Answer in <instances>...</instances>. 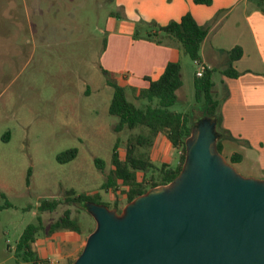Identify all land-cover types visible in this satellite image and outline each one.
Masks as SVG:
<instances>
[{
    "label": "rangeland",
    "instance_id": "obj_1",
    "mask_svg": "<svg viewBox=\"0 0 264 264\" xmlns=\"http://www.w3.org/2000/svg\"><path fill=\"white\" fill-rule=\"evenodd\" d=\"M137 4L135 0H0V193L11 205L0 211V264H17L14 250L28 225L40 217L47 227L66 209L80 222L79 249L84 246L87 230L95 224L84 207L62 201L54 211L41 213L42 201L61 200L64 191L73 189L76 195L99 192L101 202L111 208L112 188L99 191L112 169L117 137L113 128L118 120L108 114L113 89L106 79L118 78L120 85H127L133 69L122 63L118 69L104 60L111 62L121 37L147 41L152 25L140 16ZM136 32L139 36L133 38ZM127 47L132 51L130 43ZM122 49L125 58L129 50L125 45ZM178 62L183 86L171 110L191 111L198 121L202 113L194 103L192 83L197 67L183 53ZM217 79L215 73L213 81L218 83ZM127 100L137 107L146 104L135 101L130 91ZM125 137L119 135L122 142ZM157 142L156 152L161 149L164 156L153 154L154 163L174 164V150L165 141ZM69 149L77 150L76 157L59 163L57 156ZM118 152L123 155V145ZM94 159L103 162L101 169ZM120 189L118 182L117 195ZM72 236L77 237L67 231L55 234L54 249L61 251ZM32 248L36 250V244Z\"/></svg>",
    "mask_w": 264,
    "mask_h": 264
},
{
    "label": "water",
    "instance_id": "obj_2",
    "mask_svg": "<svg viewBox=\"0 0 264 264\" xmlns=\"http://www.w3.org/2000/svg\"><path fill=\"white\" fill-rule=\"evenodd\" d=\"M214 121L185 140L179 174L124 205L88 202L95 223L72 264H264V179L217 150Z\"/></svg>",
    "mask_w": 264,
    "mask_h": 264
},
{
    "label": "trees",
    "instance_id": "obj_3",
    "mask_svg": "<svg viewBox=\"0 0 264 264\" xmlns=\"http://www.w3.org/2000/svg\"><path fill=\"white\" fill-rule=\"evenodd\" d=\"M194 2L196 4H210V0H194ZM256 2L257 6L264 11V0H256ZM150 24L152 28L146 34L145 40L158 46L177 49L192 62H201L200 47L207 37L209 30L207 26H199L188 13L183 15L179 21H171L165 26ZM138 36L136 32L132 37L137 38ZM227 55L228 65L222 75L237 78L239 73L232 69V63L240 58L241 50L239 47H235L228 51ZM203 69L201 77H196L195 74L193 77L194 103L200 107L202 113L201 119L198 121H194V114L191 111L184 113L171 110V107L178 102L176 92L183 86L179 62L168 63L156 79L145 77L148 86L139 90L127 85H120L118 79H106V84L113 89L108 114L116 117L118 121L113 128L117 137L111 154L112 169L99 191L108 192L112 188L115 200L110 209L116 210L117 214H120L124 205L134 198L153 187L170 183L179 174L185 158V140L196 122L202 119L214 121L218 135L216 145L220 154V141L222 139L235 140L221 128L220 106L224 96L220 97L213 90L212 74L214 70L205 65H203ZM101 73L107 76V72L104 70H101ZM127 91L132 93L135 101H145L146 104L137 107L129 102ZM120 134L126 135L124 142L120 140ZM158 136H163L174 150L176 155L174 164L170 165L164 162L156 164L152 160ZM120 145H123L122 156L118 152ZM76 155V149H69L59 154L57 161L61 164L67 163L73 160ZM240 160V155L233 154L229 162L234 164ZM94 163L98 169L103 167V162L99 159H94ZM118 182L121 189L117 195L115 186ZM0 198L3 200L0 204V211L11 207L4 194L0 193ZM62 201L66 204H79L84 207L85 211L88 202L105 205L100 200L99 192L89 195H76L73 189H69L64 191L61 200L42 201L39 210L41 213L52 212L57 209ZM78 224L80 222L71 216L69 209H66L60 218L47 227L43 225L39 217L36 224H30L24 229L16 244L14 255L17 264H47L32 249V244L37 237L39 235L49 237L64 231L81 235L82 232ZM93 230L94 228L89 229L88 234ZM82 248L77 252L74 259L68 261V264L74 262Z\"/></svg>",
    "mask_w": 264,
    "mask_h": 264
},
{
    "label": "crops",
    "instance_id": "obj_4",
    "mask_svg": "<svg viewBox=\"0 0 264 264\" xmlns=\"http://www.w3.org/2000/svg\"><path fill=\"white\" fill-rule=\"evenodd\" d=\"M135 1L140 16L148 23L165 26L188 13L199 26L208 27L207 37L200 47L201 63L214 70L212 81L218 73V83L213 81V90L220 97L224 96L220 106L221 128L235 139L220 141L221 154L228 163L233 154L240 155V162L230 163L235 170L244 177L264 179V11L257 6L256 0H210L209 5L196 4L194 0ZM121 38L111 62L107 58L104 63L118 69L119 63L130 65L133 72L127 86L136 90L148 86L145 77L156 79L168 63L179 61L181 53L177 49L144 40L134 42L131 37ZM124 45L129 50L125 58ZM235 47L240 48L241 56L232 63V69L239 76L229 78L222 72L228 65L227 52ZM121 77L124 82L128 79L126 75ZM157 140L159 143L165 141L173 150L163 136H158L153 152L156 158L164 156L161 149L156 152ZM54 235L36 239L32 244H36L34 251L47 264H68L80 250L83 234L72 236V242L63 243L61 251L54 249Z\"/></svg>",
    "mask_w": 264,
    "mask_h": 264
},
{
    "label": "built area",
    "instance_id": "obj_5",
    "mask_svg": "<svg viewBox=\"0 0 264 264\" xmlns=\"http://www.w3.org/2000/svg\"><path fill=\"white\" fill-rule=\"evenodd\" d=\"M193 64L197 67V70L195 72L196 77H201L203 74V64L199 61H194ZM208 68V67H207Z\"/></svg>",
    "mask_w": 264,
    "mask_h": 264
}]
</instances>
